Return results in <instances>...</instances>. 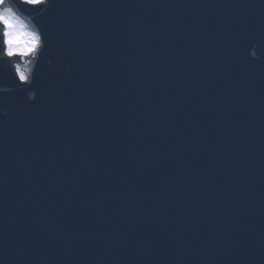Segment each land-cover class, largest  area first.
Returning <instances> with one entry per match:
<instances>
[{
    "label": "water",
    "instance_id": "1",
    "mask_svg": "<svg viewBox=\"0 0 264 264\" xmlns=\"http://www.w3.org/2000/svg\"><path fill=\"white\" fill-rule=\"evenodd\" d=\"M173 1L159 0L162 3L154 5L153 10L161 16L160 20L147 21L144 0H134L130 10L121 15L122 21L118 20L113 14L118 1L108 0L109 8L103 7L101 13L97 14V24L94 27L84 26L77 16H73L67 24L74 27L80 25L78 29H68L53 23V30L47 34L45 27L37 23L36 27L42 37L50 35L55 47L62 46L61 53L55 56L54 68L51 63L47 65L45 60L39 59L33 74V80L38 83L36 86L18 85L7 75L0 73V88L9 89L0 90V264H123V254L143 250H147L146 257H140L143 260L152 253L153 258L161 257L166 264H187L186 256L194 257L196 249L206 244H195L190 239L189 248L184 250L180 247L177 241L185 233L189 238L192 237L194 228L184 227L181 236L175 228L167 234L166 231L173 226L172 215L165 222L162 221L148 238L131 244V221L136 225L138 217L147 211L138 208L131 209L133 213H126L114 207L107 212L108 216L101 218L104 225L110 223L115 228L109 242L104 241L105 244L110 243L113 249V254L106 260V249H100L95 244V237L89 232L98 220L88 222L89 227L87 220L78 224L69 208L62 204L73 197L83 200L79 194L93 200H99L103 195L112 198L116 194L114 186L119 189L114 184L112 192L105 195L109 191V184L100 179L98 174L105 172L106 167L95 163L103 155L113 156L115 159L122 155L114 150H103L109 138V127L116 124L113 122L116 120L107 119L105 127L99 131L91 125L93 110L88 119L91 89L100 86L99 81L105 79V74L111 78L115 73L112 74L106 67L103 71L92 72L87 65L89 56L84 54L89 51L96 54L98 50L107 49L111 40L130 44L136 35L143 40V48L155 55H163L160 62L163 66L158 65L152 71L153 77L161 78L164 68L174 63L173 60H165V56L171 55L168 50L159 48H164L169 43L167 32L179 24L170 9ZM134 6H137L136 9ZM205 6L209 8V2ZM250 8L256 9L257 21L246 28L255 30V35L242 40L233 39L236 36L234 34L230 42L214 39L225 53L231 56L238 53L239 58L245 62L246 70L241 71L237 79L233 77V73L239 66L231 64L233 58L213 57L207 45L204 46V52L200 53V47L204 43H211L210 35L214 34L210 30L211 26L197 24L195 20L183 21L181 30L186 37L176 38L173 44L183 56L191 58L193 73H186L187 64L181 63L176 70L177 77L169 80V83L181 95L177 101H182L183 108H188L192 114L183 122L171 111L172 103L159 105L157 99L155 103L147 99L141 105L146 108L148 103L150 107L157 109L155 114L164 128L163 137L168 142L176 143L183 139L180 145L175 144L181 147V158L203 167L202 171H196L188 166V162L183 163L187 165L185 171L190 177L189 183H183L181 177L172 179L178 191L171 211L183 217L190 212L193 218L189 225L196 221L205 233L206 229H211L210 226L215 224L207 220H211L209 218L217 203L214 197L209 202L208 196L220 193L228 203L238 199L234 192L242 186L246 173L252 171L264 158V32L258 31L264 25V3H259L258 7L253 3ZM243 16L244 19L251 20L250 17ZM46 17L49 19L50 14ZM128 19L130 23L125 21ZM143 19L145 20L141 21ZM139 21L146 22L147 28H142L140 35L136 25ZM255 38L260 40L259 51L254 52L252 46L241 50L237 48ZM72 42L76 43V47L71 45ZM187 45L190 46L189 53L185 52ZM81 50H84L82 55ZM194 58H200L201 61L194 64ZM55 63H59L58 71ZM142 70H146L144 73L148 72L147 69ZM119 72L122 73V70ZM137 72L134 76L141 75V70ZM42 73L44 76L41 79L38 76ZM28 91L35 94L33 100L26 97ZM127 107L126 102L124 111ZM137 114L132 121H136L139 116L141 124L151 116L150 113ZM122 116L125 117L123 112ZM147 124L149 129H158L154 123L148 121ZM183 126L186 129H182ZM166 129L174 130L175 133H167ZM182 130L185 132L178 135ZM187 136L189 143L185 140ZM88 137H91L90 141ZM117 139L120 140L118 137ZM66 141L72 142L73 146H66ZM167 152L173 153L172 150ZM237 154L245 161L243 166L236 165L234 158ZM155 156L156 154L153 155ZM228 160L230 164L223 170L222 164ZM214 169L216 186L212 189L210 182L203 177L207 170L213 174ZM241 169L245 173L234 183L222 185L219 182L225 173L231 174ZM154 180L153 175L144 178L147 183ZM158 184L162 190L166 185L165 182ZM194 187L197 190L195 195H191ZM257 195L264 199V192ZM258 198L254 197L251 201ZM199 200L202 205L195 207ZM90 204L95 205L96 202L90 201ZM82 208V205L78 206L73 215L81 213ZM185 210L186 213L183 212ZM248 211L253 212L254 209L249 208ZM258 212L264 217V207L259 208ZM140 220L142 223L146 221L142 218ZM177 225L183 226L180 223ZM138 230L141 231V228ZM53 234L58 239L59 246L53 245ZM87 251L91 256L87 255ZM78 256H82L80 260L77 259ZM142 264H149V260Z\"/></svg>",
    "mask_w": 264,
    "mask_h": 264
},
{
    "label": "clouds",
    "instance_id": "2",
    "mask_svg": "<svg viewBox=\"0 0 264 264\" xmlns=\"http://www.w3.org/2000/svg\"><path fill=\"white\" fill-rule=\"evenodd\" d=\"M19 3L25 4L24 0H19ZM41 46V33L30 18L18 14L14 7L0 8V59L8 62L15 75L25 82L33 80ZM0 90L9 91L6 88ZM3 114L7 115L6 112Z\"/></svg>",
    "mask_w": 264,
    "mask_h": 264
},
{
    "label": "snow or ice",
    "instance_id": "3",
    "mask_svg": "<svg viewBox=\"0 0 264 264\" xmlns=\"http://www.w3.org/2000/svg\"><path fill=\"white\" fill-rule=\"evenodd\" d=\"M24 2L26 5H29V6H36L42 3L41 0H24ZM5 4H6V0H0V8L5 7ZM44 47L45 46L42 43L41 52L43 51ZM0 70H6V68H4L3 66H0ZM15 77L18 78L20 85H23L25 83L23 78H20L17 75H15Z\"/></svg>",
    "mask_w": 264,
    "mask_h": 264
}]
</instances>
